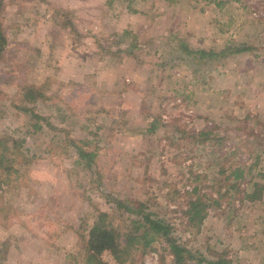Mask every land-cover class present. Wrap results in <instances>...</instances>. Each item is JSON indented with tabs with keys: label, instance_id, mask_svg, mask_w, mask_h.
Here are the masks:
<instances>
[{
	"label": "rangeland",
	"instance_id": "obj_1",
	"mask_svg": "<svg viewBox=\"0 0 264 264\" xmlns=\"http://www.w3.org/2000/svg\"><path fill=\"white\" fill-rule=\"evenodd\" d=\"M218 1L252 6L250 0H0L7 38L0 135L23 140L26 158L33 157L22 166L20 188L0 185L6 209L0 213V264H78L66 255L79 252L78 234L98 211L117 220L135 216L121 207L123 200L145 203L179 243L206 258L226 246L240 264L264 263V185L253 183L264 181V140L255 136L256 127L230 121L227 113L220 120L214 106L201 120L203 102L217 92L210 85L213 62L194 71L180 53L182 39L198 48L203 20L215 17ZM253 7L263 14L250 11L248 17H264V0ZM57 11L73 30L53 19ZM234 14L247 19L244 11ZM203 30L213 38L212 27ZM23 74L42 86L47 98L35 110L53 127L41 122L33 130L12 106ZM71 141H88L85 149L96 150L94 169L77 162ZM48 145L59 148L53 157L45 153ZM242 165L243 178L225 179ZM195 186L212 197L219 187L228 195L198 228L184 216ZM131 259L125 264H175L162 238Z\"/></svg>",
	"mask_w": 264,
	"mask_h": 264
},
{
	"label": "trees",
	"instance_id": "obj_2",
	"mask_svg": "<svg viewBox=\"0 0 264 264\" xmlns=\"http://www.w3.org/2000/svg\"><path fill=\"white\" fill-rule=\"evenodd\" d=\"M52 17L53 19H59L61 21L60 26L63 28L73 30L71 20L64 12H54ZM179 47L180 53L185 56L184 59L192 60L194 71L200 70L203 61L206 62V66H210L215 57V53L212 50L189 48L185 39H182ZM6 48L7 38L0 25V61L5 59ZM11 81H15L13 76H11ZM16 84L18 86L16 101L12 103V106L27 116L33 130L40 129L41 122L53 127L47 118L35 110V103L40 99L47 98L42 86L29 82L26 74L20 76ZM152 127L153 125L149 126L148 130H152ZM203 132L201 131L200 134ZM67 142L70 143V140H67ZM71 143L77 152V162L82 163L83 161L87 167L91 168L93 166L94 169L96 167V164H94L97 154L96 150L88 151L85 149L84 146L89 144L88 141H82V145H75L76 142L74 143L73 141ZM55 145L65 150L63 145ZM58 150V147L48 145L45 153L48 157H53ZM24 152L23 140L0 135V185H4L5 189L21 187V178L24 175L21 172L22 166L26 165L27 160L29 162L33 158L32 156L26 158ZM59 154L65 155V152ZM94 175H96V179H101L102 177L98 168L94 171ZM232 175L234 179L240 180L243 177V172L240 169L234 170ZM229 178L230 175L225 176V179ZM210 188L212 189L213 185ZM214 191H216L217 197H212L202 192L198 186H195L188 194L190 199L184 211L188 226L198 228L207 217L210 208L219 206L222 198L228 199V195H226V192H221L220 187L214 189ZM248 197L250 199L253 198L252 195ZM119 203L121 207L127 209L135 216L128 217V220L121 218V220H117L113 213L98 211L94 221L84 228L82 233L78 234L81 241L79 252L76 255L67 254V257L76 259L78 264H102L100 254L104 250H108L120 264H125L127 261L132 260L133 254L136 252L143 253L156 238H162L168 244L175 264H187L188 261H196L198 264L204 261L207 264H240L233 259L231 250L226 246L211 250V258H206L197 249L187 248L186 244L179 243L177 238L171 233L172 227L170 224L156 212L148 210L145 203H132L126 200L119 201ZM5 210V208L0 207V213ZM80 256L82 258L78 260L77 258Z\"/></svg>",
	"mask_w": 264,
	"mask_h": 264
},
{
	"label": "crops",
	"instance_id": "obj_3",
	"mask_svg": "<svg viewBox=\"0 0 264 264\" xmlns=\"http://www.w3.org/2000/svg\"><path fill=\"white\" fill-rule=\"evenodd\" d=\"M218 2H215L218 7L215 6L214 18L210 19L209 16L206 19L199 18L204 20L200 32L201 38L197 36L199 44L196 49L212 50L215 53L210 85L217 91L213 95V100L208 99L203 102L205 113L201 112L203 115L201 120L206 119L205 117L209 115L207 113L212 110L211 106H214L212 111L217 112L220 120H223L227 113L230 121L256 127L258 130L256 129L255 136L262 141L264 140V119L261 120V115L264 116V17L252 18L250 15L248 17L247 14H250L252 7L246 4L240 7L241 2L239 4L232 2L231 5L230 3L226 5V1ZM230 10L232 11L228 14ZM237 11H244L247 19L235 17L234 13ZM197 15L193 14L195 17ZM185 21L188 26L191 25L189 20L185 19ZM208 25L214 31L211 39L207 37V31L203 30ZM187 45L192 48L188 43ZM204 64L205 61L201 66ZM259 148L257 147V150ZM260 153H264V148ZM238 169L243 172L244 177L246 172L244 165L234 166L228 175L234 179L232 172ZM253 183L264 185L262 180Z\"/></svg>",
	"mask_w": 264,
	"mask_h": 264
},
{
	"label": "built area",
	"instance_id": "obj_4",
	"mask_svg": "<svg viewBox=\"0 0 264 264\" xmlns=\"http://www.w3.org/2000/svg\"><path fill=\"white\" fill-rule=\"evenodd\" d=\"M256 1H260V0H250L249 3L252 5V10H251V14L255 17H259L263 14V12H261V9H255L254 4L256 3ZM100 260L102 262V264H120V262L113 256V254L108 251V250H104L101 254H100Z\"/></svg>",
	"mask_w": 264,
	"mask_h": 264
}]
</instances>
